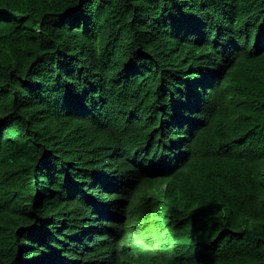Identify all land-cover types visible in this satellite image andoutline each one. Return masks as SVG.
Listing matches in <instances>:
<instances>
[{"label":"trees","instance_id":"1","mask_svg":"<svg viewBox=\"0 0 264 264\" xmlns=\"http://www.w3.org/2000/svg\"><path fill=\"white\" fill-rule=\"evenodd\" d=\"M0 264H264V0H0Z\"/></svg>","mask_w":264,"mask_h":264}]
</instances>
